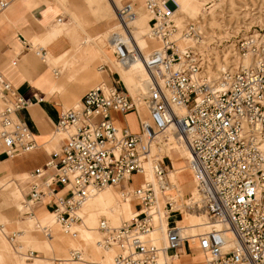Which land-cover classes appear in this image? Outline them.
Here are the masks:
<instances>
[{
    "label": "built area",
    "instance_id": "1",
    "mask_svg": "<svg viewBox=\"0 0 264 264\" xmlns=\"http://www.w3.org/2000/svg\"><path fill=\"white\" fill-rule=\"evenodd\" d=\"M169 1L175 4L174 0H143L150 14L148 35L160 41L146 58L130 29L137 14L136 0H123L116 8L120 30L112 32L113 53L121 62L144 58L148 118L139 120L138 131L115 124L112 112L136 109L139 98L107 82L90 86L77 105L60 111L55 130L65 133V141L43 165L29 172L28 200L50 195L55 221L71 234L73 223L81 221L77 209L86 198L138 172L144 182L130 191L138 201V213L115 226L103 216L98 220V244L117 247L113 264H167L163 250H174L192 236L204 253L203 264H264V32L245 36L240 42L242 54L211 76L197 60L194 47H177L172 35L195 34L197 22L178 27ZM8 2L0 0V10ZM0 100V150L13 156L32 149V132L16 116L30 101L1 72ZM171 125L190 151L187 162L193 191L187 192L186 203L176 189L172 194L167 191L162 209L165 217L184 208L203 209L207 227L183 235L178 224L167 223L165 244L158 245L149 236L158 222L156 190L165 191L171 182L163 160L167 155H151V146ZM149 156L155 181L143 175ZM43 228L50 234V225ZM81 255L79 248H72L69 258L57 260L65 264Z\"/></svg>",
    "mask_w": 264,
    "mask_h": 264
},
{
    "label": "rangeland",
    "instance_id": "2",
    "mask_svg": "<svg viewBox=\"0 0 264 264\" xmlns=\"http://www.w3.org/2000/svg\"><path fill=\"white\" fill-rule=\"evenodd\" d=\"M55 1L63 7V10L58 7L60 13L58 18L61 19L59 26L63 25L64 32L71 35V37H76L79 43H81L80 46L75 48V51L80 52L82 49L88 50V52L93 55L89 60H92L95 63L94 72H100L98 67L101 63L106 64L105 69H103L104 71L100 74L101 77H103L107 83L120 87L132 97L136 98L139 94V90H137L139 82L141 80L143 81L147 74L141 72L140 68L136 65L130 67L126 72L122 62L119 61L113 53L114 45L112 32L120 30L119 22L116 17V8L123 0ZM180 1L182 0H175L177 6L169 1V5L173 9L172 17L174 22L178 27H184V24L188 21H197L196 24L198 27L196 26V34L190 38H185L179 33V31H177L172 35L173 39H175L177 47L180 49H184L188 46L194 47L198 56L197 60H199V62L202 61V68L211 76L217 75L227 63L235 58V56L242 54L244 48L240 49V42L243 41L245 36L248 34L256 35L257 32H264V0H188L192 3L194 8L201 13L195 19L186 17L180 10H178V2ZM136 5L137 11L142 13V19H140L142 23L139 22V18L131 21L130 29L132 30L134 39L143 37L148 40L147 34L150 27V14L144 8L143 0H136ZM124 39H129V35H126ZM153 39L158 45L160 44V41L157 40V38L154 37ZM37 42H39L37 39L30 41V46H34ZM39 44V46H46L45 42H40ZM148 46L147 54L152 50L151 43H149ZM46 49L47 54L46 56H43L44 60L49 66L51 65L50 67H56L55 69H59L61 75L64 71V66L60 63H53L50 59V54H52L53 51L47 46ZM245 64H247V62ZM119 75L121 79H119L120 77L117 78ZM129 76L131 77V80H129ZM97 83L98 82L95 80V82L88 87ZM77 101L78 100H74L71 104H65L64 107L72 105ZM137 107L138 110L144 108L143 105H138ZM160 135L157 136L158 138L155 141L157 146L156 144H153V147L156 146L157 148L151 154L158 156L159 158L161 155H164L163 151L164 148H166L159 149V142L161 144L168 143V137H173L170 133ZM174 141L175 140L170 143ZM56 146L57 143L50 149H53ZM150 160L151 163H153L151 157ZM163 160L164 163L169 166L168 177L170 180L169 171L172 167L170 166V159L167 156H164ZM145 169L144 171H147ZM12 177L13 179H18L21 175H15ZM27 177L28 174L24 177L25 191L27 189L25 183ZM137 178H139V176L131 177V181L136 180ZM144 178L146 179L147 175H144ZM132 185H135V181L127 184V192ZM12 186L13 181L11 179H6L3 184L0 185V223L3 225V228L0 227V264H59V261L56 259L69 258L70 249L76 248V246H68L64 243L66 232H64L61 227H58L60 225L56 226L59 223L55 222V225L51 223V237H45L39 227V225H43L45 220L39 217L37 208H34V213L29 215L23 214L25 210L29 209L28 206L22 207V210L16 208L13 201L14 191ZM111 187L115 190H120L119 186L114 185ZM104 189L102 187L100 191H105V194L109 197V207H114L111 206L115 201V199H113L114 196L107 193ZM174 189L176 188H173V190ZM192 189L191 175L190 180L182 186L181 191L186 195L187 192L192 191ZM182 197H180V199L185 203V199ZM24 199L25 195L20 199L22 205H25V203H23ZM130 199L134 201L131 197ZM83 211L84 208L78 212V215L83 214ZM181 212L186 213V208ZM35 215H38L37 220H34ZM49 215L51 219L54 220L52 210ZM101 216L110 219L111 224L114 226L119 225L120 222H122V220L116 221L113 217L107 215ZM164 216L165 215L163 214L158 220H160L162 225L163 219L166 226L167 218ZM204 217L206 218L205 213ZM45 226L46 225H43V227ZM159 229L153 231L149 236L156 244L163 245V238L158 234ZM17 233L19 236L15 235ZM9 235H12V238ZM97 236L98 238L100 237V232ZM108 248L112 250V253L108 252V254H105L101 250L98 256L92 255L91 251L86 249L85 252H83L84 259H81L78 263L94 264L92 262H95L96 264H113L115 249L113 247ZM29 249H34L36 252L29 254ZM160 259H163L161 254ZM83 260H85V262H83ZM65 261L67 264H74L72 261Z\"/></svg>",
    "mask_w": 264,
    "mask_h": 264
},
{
    "label": "crops",
    "instance_id": "3",
    "mask_svg": "<svg viewBox=\"0 0 264 264\" xmlns=\"http://www.w3.org/2000/svg\"><path fill=\"white\" fill-rule=\"evenodd\" d=\"M8 1L7 7L0 10V72L25 99L30 101L28 106L16 111V116L27 122L34 137L35 146L29 151L13 156H7L0 150V185L6 179H11L14 191L13 201L16 208L22 210L20 199L25 195L23 203L29 209L25 210L23 214H33V209L37 208L40 215L47 217L51 211L52 197L44 195L36 201L28 200L32 180L29 172L35 167L43 165L48 159L49 153L59 149L64 143V133L55 130L60 111L77 105L83 93L89 88L88 86L93 84L95 80L98 83L103 82V77L100 75L101 80L99 81L94 76L95 63L89 60L93 55L85 49L76 52L75 48L80 46L81 43L76 37L66 34L63 25L59 26L61 20L58 18L60 16L59 8L63 10L61 4L55 0ZM34 39L39 42L31 47L30 41ZM40 42H45V45L53 51L50 54L51 61L64 66L61 75L59 69L50 67L51 65L49 66L44 60L43 56H46L47 49L44 45L39 46ZM97 72L100 74L99 71ZM74 100L78 101L64 107L65 104H71ZM1 104L0 100V106ZM112 117L115 124L127 125L131 130L138 131L139 120L148 118V114L143 110L141 112L137 107L125 112L113 111ZM56 143L57 146L50 149ZM26 174H28V177L25 182L27 185L25 191L24 177H26ZM15 175H21V177L13 179L12 176ZM137 176L139 178L131 181V177ZM143 180L141 173L134 172L128 179L116 185L120 187V190H115L111 186L103 187V189L107 188L108 190H106L110 191V194L114 196L113 199H115L111 206L116 207L117 210L114 215H109V217L121 221L129 220L134 216L139 204L138 201H132L128 193L142 183ZM134 181L135 185H132L127 193V184ZM127 196L128 202L125 198ZM83 206L84 202L77 213L83 209ZM166 218V226L167 223L170 224L171 222L177 224V221L181 218V211H178L177 214L168 215ZM51 223L56 224L53 220ZM0 225L3 228L2 223ZM39 227L45 237H51L52 230L50 234H47L43 226ZM164 232L165 230L160 228L158 234L163 237ZM97 233L99 234L98 229ZM112 247L116 251L117 247ZM30 251L36 252L34 249H29ZM202 253L197 245L191 244L187 239L183 240L176 249H164L162 252L167 264H169L170 258L178 260L174 264H203L204 255ZM172 261L170 260V262Z\"/></svg>",
    "mask_w": 264,
    "mask_h": 264
},
{
    "label": "bare ground",
    "instance_id": "4",
    "mask_svg": "<svg viewBox=\"0 0 264 264\" xmlns=\"http://www.w3.org/2000/svg\"><path fill=\"white\" fill-rule=\"evenodd\" d=\"M174 5H176V2ZM178 10H180L186 17H188L190 19H195L198 15L201 14L198 10H196L194 8L192 3L188 0H182V1L178 2ZM138 18H139V22L142 23V21L140 20V19H142V13H140L139 11H137L135 18L132 21L137 20ZM196 26L198 27V25H196ZM195 34L186 35V36L183 35V36L185 38H187V37L190 38V37L194 36ZM147 38H148V40L146 38H143V37L135 39L137 45L139 46V48L142 50L143 54L145 55L144 56L145 58L147 56V48L149 47L148 46L149 43H151L152 50L158 48V46H159L158 43H156L154 41L153 37H151L147 34ZM181 50H182V48H181ZM231 54H233V53H231ZM248 61H249V57L245 56L243 59V62L246 63ZM122 64H123L126 72L130 69V67L136 65L137 67L140 68L141 72H145L147 74L146 78L143 81L141 80L139 82V85H138L139 87L137 88V90H139V94L137 97L140 100L138 105H143V107L146 109L145 110L144 108H142V109H140V111L142 112V110H143L144 112H146L147 107L145 105L143 97L146 96V93L148 90L149 78H148L147 67L145 65L144 58H142L141 56H136L135 58L130 59L127 62H122ZM99 70H100V74L104 71L101 68H99ZM100 74L97 71L94 72L95 78H97L99 81L101 80L99 78ZM119 77H120V75L117 76V78H119ZM119 79H121V77ZM125 80H128V79H125ZM129 80H131V77L129 78ZM100 82H102V81H100ZM103 82H106V81L103 79ZM128 84H129V82H128ZM147 113H148V111H147ZM58 131L64 133L63 131H60V130H58ZM164 133H170V134H172L173 137H168V143L161 144L159 142L158 148L161 149V148L166 147V148H164L163 152L165 155H167L170 158V166H172V167L169 171V175H170V180H171L173 185L172 186L170 185L169 187H167V189H165V191L156 190L157 207L159 209L158 219H159V217H162L163 214L165 215V212L163 211L161 206H163L164 194L167 191H169V193L172 194V193H174L173 188H176L178 197L183 196L185 199V203L187 202L188 198L183 193V191H181V188L191 178V169H190L188 162H187L188 157L190 156V151L188 149V146L184 143V141L180 138L179 135H177L176 133L173 132L172 125L169 126L165 131H163L161 133V135ZM64 135H65V133H64ZM173 140H175V141L170 143ZM153 146L154 145H152L151 148ZM156 146H157V144H156ZM156 146L151 149V154L154 152V150H156V148H157ZM152 164L153 163H151L150 156H149L148 159L144 163L143 174L147 175V178H146L147 180L155 181V178L153 175ZM144 169L147 171H144ZM143 182H144V180L142 181V183ZM107 186H114V185H107ZM106 189L107 188H105L104 190H106ZM192 191H193V189H192ZM107 193H110V191H107ZM130 197L135 202L137 201V199L132 194H130ZM108 198L109 197H108V195L105 194V191H100L99 189H97L88 198L85 199L84 206H83V208H84L83 214L79 215V216H81V221L73 223L71 234L66 233L64 236V239H65L64 243L67 244L68 246H73V245L76 246V248H79L81 250L82 255L79 259H71V260H68V262L72 261V262H74V264L75 263L79 264L77 261L84 259V256H83L84 253L83 252H85L86 249H89L91 251L92 255H94V256H98L102 249H104L103 251L105 253H108V252L112 253V250H110V248H108V247L102 248L97 242V239H98L97 224H98L99 217L101 215H107V216L114 215V212H116V210H117L116 207H111V208L109 207ZM125 198H126V202H128V196ZM81 206L78 209H80ZM22 207H26V205L23 204ZM120 210H122V209H120ZM202 210L203 209H199L198 211H194V210H190V209L186 208V211H187L186 213L181 212V218L177 221V224H178L179 229L183 235L195 234L197 231L206 228V218L204 217V212H203L204 210L203 211ZM136 213H138V209H137ZM161 213H162V216H161ZM37 217H38V215H35L34 220H37ZM39 217H41V219L45 220L43 225H50L51 226L52 219H51L49 214L47 215V217L39 214ZM103 217H105V216H103ZM105 218L108 220V223L110 225H112L110 222V219H108L107 217H105ZM54 220H53V222H56ZM122 221H124V220H122ZM43 225H39V226H43ZM160 225H161V222H160V220H158L156 225L150 230L149 235L153 231L158 230L159 228H161L162 230L166 229V226L163 222V219H162L161 227H160ZM15 235L19 236L18 233ZM162 238H163V244H165V232H164ZM189 240H190L191 244L197 245V238L195 236H192ZM202 255H204V253H202ZM170 260L171 261L173 260V261L170 262ZM170 260H169V264H174L175 261L176 262L178 261L177 259H172V258H170ZM83 262H85V260H83ZM59 264H61V262H59ZM65 264H67V263H65Z\"/></svg>",
    "mask_w": 264,
    "mask_h": 264
}]
</instances>
